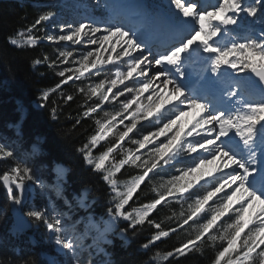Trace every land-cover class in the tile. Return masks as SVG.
<instances>
[{
	"label": "snow or ice",
	"instance_id": "snow-or-ice-1",
	"mask_svg": "<svg viewBox=\"0 0 264 264\" xmlns=\"http://www.w3.org/2000/svg\"><path fill=\"white\" fill-rule=\"evenodd\" d=\"M65 10L81 18L61 23ZM48 24L58 31L36 34ZM17 35L26 38L8 44L18 49L56 45L54 58L32 61L58 78L37 106L59 120L75 104L69 132L86 134L76 151L108 186L110 206L107 222L87 218L83 232L51 200L30 206L32 184L61 197L66 170L57 166L56 182L44 185L19 139H0V161L10 165L0 172L9 202L0 216L12 212V235L42 224L63 257L51 264H105L95 256L118 221L124 236L147 223L143 249L183 239L145 264H179L206 248L209 264H264V0H62ZM162 209L171 215L157 219Z\"/></svg>",
	"mask_w": 264,
	"mask_h": 264
},
{
	"label": "trees",
	"instance_id": "trees-1",
	"mask_svg": "<svg viewBox=\"0 0 264 264\" xmlns=\"http://www.w3.org/2000/svg\"><path fill=\"white\" fill-rule=\"evenodd\" d=\"M53 4L58 2L55 0H0V136L8 142L19 139L21 152L30 154L29 159L34 174L47 182L52 180V168L56 162L67 166L63 194L54 199L60 210L66 211L74 220L78 221L79 218L80 230H83L81 219L85 212L76 203H72V195L80 193L84 187H90V196L98 197L99 202L101 201V205L95 206L93 210L96 213H103L110 206V193L100 175L93 172L76 151V148L84 142L86 135L83 129L69 132L73 121L68 118V115L69 113L75 115L76 106L75 104L70 108L65 106L64 114L59 120H52L47 109L36 107L34 102H38L40 91L53 87L58 82V78L47 66L33 67L32 64L35 58L42 57L43 51L49 48L44 41L35 48L25 46L18 49L8 44L9 36L17 39L26 38V36L17 35L18 30L32 24L41 11ZM56 9L52 8L54 11ZM43 31L36 34L43 36ZM55 98L54 94L52 99ZM22 108H25L24 112ZM11 123H19L21 133L19 138L17 130L9 125ZM84 128L91 131V122H86ZM33 143L39 147V151L35 153L31 150ZM3 167L4 165L0 162V172L3 171ZM151 195L150 192H146L141 199L146 201L151 198ZM65 200L71 205V209L68 204H65ZM8 204L6 190L0 186V209ZM9 212L0 216L1 223L6 217L9 221L11 220ZM167 215H171L168 209H162L156 218L163 219ZM123 227L125 223L121 224V228ZM152 232L153 229L146 223L136 235H132L131 232L126 234V238L111 235L110 242L105 244L106 250L110 252V260L107 264H145L155 252L170 251L183 239L182 234H175L162 242H157L156 246L149 250L143 249L141 245L147 242ZM10 235L7 234L4 238L7 239ZM2 247H7L5 241L2 242ZM41 250L54 252L52 245L41 246L38 243L21 242L19 252L10 249L8 252L0 253L3 257L0 261L4 264H11L13 261L20 264L22 260H33L35 264H48L40 254ZM212 255L213 250L206 248L203 255L195 253L181 257L179 264H209Z\"/></svg>",
	"mask_w": 264,
	"mask_h": 264
},
{
	"label": "rangeland",
	"instance_id": "rangeland-1",
	"mask_svg": "<svg viewBox=\"0 0 264 264\" xmlns=\"http://www.w3.org/2000/svg\"><path fill=\"white\" fill-rule=\"evenodd\" d=\"M55 1H57L58 3L62 2V0H55ZM68 2H71V0H68ZM79 2L87 3V4H93V3H95V0H79ZM149 2H150V0H149ZM56 10H58V9H56ZM96 15L97 16L100 15L99 10H97ZM80 18H81L80 15L73 13L71 11L65 10V11L61 12V17H60L59 22L62 23L63 20H68L69 22H72L73 20H78ZM43 30H44L43 35L45 32L52 34V33H55L58 31V27H57V25L48 24V25H46V27ZM43 41H44L45 45L48 46L49 49L44 50L42 53V56L44 54H47V55L54 58L56 55V53L54 51V49L56 48V45H53L47 39H45ZM64 43L65 42H61V44H64ZM75 47H78V46H75ZM45 66H47V65H45ZM50 71H52V70L50 69ZM37 104H38V102H34V105L36 107H38ZM22 110L24 112L25 108H22ZM23 112H22V114H23ZM9 125L14 127L17 130V126L19 125V123H11ZM0 139L4 140V137L0 136ZM33 146H35L37 151H39L38 145L34 144V143L31 145L32 151H33ZM0 162H2V165H4L3 170H6V168L10 166L8 163L5 164V162H3V161H0ZM57 166H60L61 168L66 170L63 179L60 181V183L62 185V189H63V187H64L63 182L66 180V174H67L68 169H67V166L65 164L60 163V162H56L53 165V168H52L53 177H52L51 181L47 182V181L43 180L42 177H40L39 175L34 174L37 181L43 182L44 185H49V186L53 185L56 182V178H57V173L55 171ZM165 179H167V177H165ZM107 188H108V186H107ZM108 192H109V189H108ZM26 195H27L28 204L32 207L44 208L46 205H48L49 200H51L56 205V207L59 211L66 213L65 211L60 210V208L57 206L56 200L54 199V197H56L57 195H56L55 191H52L51 188H49V187H41V185L39 183L32 184L31 190L29 192H27ZM71 199H72V203H76V205L79 207H81L79 204V201H81V200H83L84 204L86 205L85 207H81L82 210L85 212L83 219L81 220L82 226L84 227V230H85V225L87 223V218H91L93 223H104V222L108 221L109 217L107 216V210H105V212H103V213H96L93 210L95 208V206L101 205V201L99 202L98 197H91L90 196V187H88V186L84 187L80 193H74L72 195ZM67 217H70L68 213H67ZM67 217H66V219H67ZM9 218L11 219L10 221L8 220L7 217L5 218L4 222L1 223V221H0V253L8 252L10 249L17 251L21 247V242L38 243L41 246L52 245L53 249L56 251V254L58 253L57 252V246L49 238V234L47 233L45 227L42 224H39V225L32 224L29 228H27L22 233H18L15 236L14 235L11 236L10 235V233H11L10 229L12 227L13 219H14L11 211L9 212ZM71 219H72L71 217H70V219H67L68 226L75 224L76 229L79 230V228L81 227V224H79V222H78L79 218H78V221L77 220H71ZM123 223H125V222L124 221H118L115 225V228H113L107 232V234L105 236L106 242L110 241L111 235L126 238L124 235H121V233L119 231V229L121 228V224H123ZM4 226H6V227H4ZM93 231H95V229H93ZM7 234H9L10 236L7 239H5L4 237ZM10 237H11V239H10ZM3 241H5L7 247H2ZM92 242L93 241H92L91 235H89L88 238L85 240V244H92ZM103 244L104 243L101 244L102 251H99L96 254L95 259L97 261H104L105 264H107L106 262L110 260V256H109V252H107L105 250ZM42 255H44V259L45 260L47 259L49 264H51V262L53 260H55V261L57 260V258L54 257L53 254H42ZM0 258H3L1 254H0ZM62 259H63V257H61V261H62Z\"/></svg>",
	"mask_w": 264,
	"mask_h": 264
},
{
	"label": "water",
	"instance_id": "water-1",
	"mask_svg": "<svg viewBox=\"0 0 264 264\" xmlns=\"http://www.w3.org/2000/svg\"><path fill=\"white\" fill-rule=\"evenodd\" d=\"M27 196V195H26Z\"/></svg>",
	"mask_w": 264,
	"mask_h": 264
}]
</instances>
